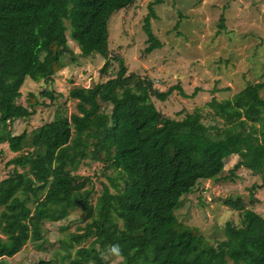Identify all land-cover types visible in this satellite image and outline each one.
Returning a JSON list of instances; mask_svg holds the SVG:
<instances>
[{
	"label": "trees",
	"instance_id": "16d2710c",
	"mask_svg": "<svg viewBox=\"0 0 264 264\" xmlns=\"http://www.w3.org/2000/svg\"><path fill=\"white\" fill-rule=\"evenodd\" d=\"M131 1L0 0V143L15 152L3 162L11 165L0 178V264H10L11 242L26 241L38 248L46 243L50 251L55 244L74 245L66 264H107L109 244L117 240L124 248L110 264H264V214L245 208L239 224L225 221L221 239L209 241L174 213L181 196L200 179L216 178L231 153L237 159L230 172L248 168L264 188V70L230 96L204 102L220 124L204 123L199 106L178 118L162 114L151 95L164 100L176 89L191 97L198 87L190 93L178 84L157 89L151 78L126 71L121 55L108 52V17ZM159 1L149 2L151 16V3ZM141 27L143 50L159 47L149 15ZM66 36L75 41L76 53ZM95 53L104 57L99 71L109 75L69 88L75 111L66 115L56 107L55 117L35 128L10 130L14 118L61 94L28 91L23 104L17 98L25 77L51 82L66 63ZM85 159L101 163L108 183L101 182L88 220L76 230L63 225V233L52 234L44 221H58L79 203L91 202L93 183L76 171ZM39 191L44 194L35 200ZM16 193L32 196L33 205L23 196L10 202ZM17 264L53 263L39 253Z\"/></svg>",
	"mask_w": 264,
	"mask_h": 264
},
{
	"label": "rangeland",
	"instance_id": "374dc122",
	"mask_svg": "<svg viewBox=\"0 0 264 264\" xmlns=\"http://www.w3.org/2000/svg\"><path fill=\"white\" fill-rule=\"evenodd\" d=\"M150 1L132 0L112 11L107 20L108 52L121 55L126 71L151 78L152 86L157 89L178 84L190 93L193 87H198L191 97L180 95L176 89L164 100L151 95L152 102L162 114L178 118L185 111L199 106L204 123L220 124V118L211 117V109L204 102L211 96L216 99L230 96L247 82L261 78L264 70V0H160L151 3L152 16L148 8ZM145 15H149L151 31L161 43L148 52L143 50L147 42L141 27ZM66 38L68 47L76 53L75 41L68 36ZM103 60L104 57L98 53L78 57L77 62H68L53 73L52 81L48 83L25 77L17 98L23 104L28 91L48 89L61 94L51 103L45 99L44 104L34 106V112L28 116L14 118L9 124L10 130L19 132L35 128L55 117L56 107L66 115L75 111V99L68 96L69 88L89 86L105 79L109 74L99 71ZM114 67L111 66L112 71ZM103 107L108 111L109 105ZM0 149L1 178L11 165L3 162L15 152L10 151L5 142L0 143ZM236 159L235 153L225 157L218 176L200 179L191 191L181 196L174 210L178 219L196 226L209 241L221 239L225 221L239 224L240 213L245 208L264 214V188L258 185L259 175L243 166L232 168L230 172ZM100 164L93 159H85L78 163L76 169L80 177L87 175L93 183L91 202L79 203L58 221H44V228L52 234L63 233L60 231L63 225L72 231L76 230L77 224L89 219L93 211L91 203L100 192L101 182L108 183L99 171ZM252 184L255 186L251 187ZM43 194L39 191L34 199L41 198ZM21 196L26 197L27 205H33L32 196L19 193L10 202H17ZM46 235L53 240L51 234ZM114 246H118L121 252L124 242H110L111 254L106 259L107 264L118 259L112 251ZM9 247L10 264L31 259L39 253L49 257L53 264H66L75 246L64 248L55 244L56 249L50 251L46 243L38 248L26 241L22 245L11 242Z\"/></svg>",
	"mask_w": 264,
	"mask_h": 264
},
{
	"label": "clouds",
	"instance_id": "9594fccd",
	"mask_svg": "<svg viewBox=\"0 0 264 264\" xmlns=\"http://www.w3.org/2000/svg\"><path fill=\"white\" fill-rule=\"evenodd\" d=\"M112 251H113L114 253H116L117 255L120 254V250H119V247H118V246H114L113 249H112Z\"/></svg>",
	"mask_w": 264,
	"mask_h": 264
}]
</instances>
